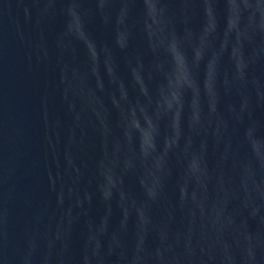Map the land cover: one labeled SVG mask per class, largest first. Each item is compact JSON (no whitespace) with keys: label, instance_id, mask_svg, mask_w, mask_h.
Listing matches in <instances>:
<instances>
[{"label":"water","instance_id":"95a60500","mask_svg":"<svg viewBox=\"0 0 264 264\" xmlns=\"http://www.w3.org/2000/svg\"><path fill=\"white\" fill-rule=\"evenodd\" d=\"M68 7L0 0V264H264V172L242 167L245 128L264 131V0H165L183 69L138 0H79L85 38ZM161 61L187 76L178 102Z\"/></svg>","mask_w":264,"mask_h":264},{"label":"clouds","instance_id":"9594fccd","mask_svg":"<svg viewBox=\"0 0 264 264\" xmlns=\"http://www.w3.org/2000/svg\"><path fill=\"white\" fill-rule=\"evenodd\" d=\"M79 0H69V7L67 8V15L69 21L66 25V34H73L78 38H85V22L82 18V14L77 11ZM126 5H131L137 2V0H123ZM142 5L143 11L140 18V23L144 35L149 41L150 49L153 53L166 50L172 57L173 63L178 65L179 68L183 69L184 62L181 59L179 53V39L175 34V30L170 27V20L167 16V8L165 7V0H138ZM126 12H130V8L125 9ZM117 25L121 27L120 31H117L116 34V43L123 48L125 45L126 36L124 35V30L127 31L128 35H131V27L126 24V17L121 15L117 20ZM153 41H158V43H153ZM165 45L167 47L165 48ZM87 47L92 49V55L95 58L96 52L94 50V45L91 42L87 43ZM199 57V53H197ZM243 65H238V70L243 74ZM157 69L160 76L162 77V83L159 85V91H163L164 87L167 86L170 89H173L171 92L172 100L179 101V92L178 89L183 80H187V76H170L169 73L165 70V64L163 61L157 64ZM186 71V70H185ZM139 80V77L137 76ZM142 91L147 94L146 89ZM157 106H160V102L157 101ZM171 102H168V107L170 108ZM143 110V109H142ZM250 115V114H249ZM149 119V125L151 126V119ZM242 120V118H241ZM138 127V125H137ZM261 125L252 121L244 131L243 143L247 149V159L243 162L242 167L244 170L249 173L251 176H255L254 165L258 166L259 170L264 172V153L261 152V147L264 145V131L261 130ZM147 143V141H145ZM170 147V145H169ZM195 168V165L191 166ZM206 167V165H205ZM151 173H146L144 178L141 179L140 183L142 187H146L147 180L150 177ZM108 183L113 187L116 186V181L112 176L107 177ZM119 183L123 184V179L119 180ZM147 194L150 198L156 197V191L154 188L147 189ZM105 196L110 195V193L105 192ZM182 197L186 195V188H181Z\"/></svg>","mask_w":264,"mask_h":264}]
</instances>
